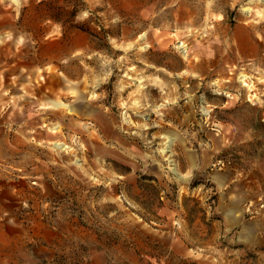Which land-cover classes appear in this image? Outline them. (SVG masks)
<instances>
[{"label":"rangeland","instance_id":"374dc122","mask_svg":"<svg viewBox=\"0 0 264 264\" xmlns=\"http://www.w3.org/2000/svg\"><path fill=\"white\" fill-rule=\"evenodd\" d=\"M92 262L264 264V0H0V264Z\"/></svg>","mask_w":264,"mask_h":264},{"label":"crops","instance_id":"0c3cea01","mask_svg":"<svg viewBox=\"0 0 264 264\" xmlns=\"http://www.w3.org/2000/svg\"><path fill=\"white\" fill-rule=\"evenodd\" d=\"M97 256H98V255H97ZM95 257H96V256H95ZM91 264H95V263L92 262Z\"/></svg>","mask_w":264,"mask_h":264}]
</instances>
